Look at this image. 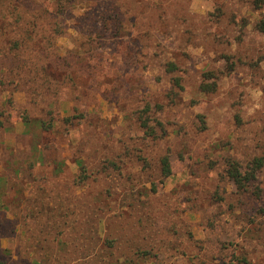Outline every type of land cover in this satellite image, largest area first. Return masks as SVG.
<instances>
[{
    "label": "rangeland",
    "instance_id": "obj_1",
    "mask_svg": "<svg viewBox=\"0 0 264 264\" xmlns=\"http://www.w3.org/2000/svg\"><path fill=\"white\" fill-rule=\"evenodd\" d=\"M255 1L15 0L31 24L0 18V264H264Z\"/></svg>",
    "mask_w": 264,
    "mask_h": 264
},
{
    "label": "trees",
    "instance_id": "obj_2",
    "mask_svg": "<svg viewBox=\"0 0 264 264\" xmlns=\"http://www.w3.org/2000/svg\"><path fill=\"white\" fill-rule=\"evenodd\" d=\"M255 2L258 6H261V7H262V4H264V0H256ZM0 4L3 6V8L0 10V18L2 20V26H5L11 30H14L13 28H15L16 30H19L21 28L28 29L31 23L27 21L23 13L17 11L18 7L16 6L15 0H11V2H8V0H0ZM8 10L10 11V13L7 12ZM256 27L260 32L264 33V12H263L262 18L258 20ZM26 32H27V36L25 35L23 37H17L10 44V48L13 49V54L16 56L19 54V52L22 51L25 40L32 37L31 33H28V31ZM175 68H176L175 64L171 63L169 70L173 71L175 70ZM205 75H208L211 78L212 72L208 71L205 73ZM175 83L181 86L179 78L175 79ZM216 86H217L216 81H211V82L204 81V83L202 84V89L204 91H214L216 89ZM35 122L38 126H42L45 129L52 128L51 124L47 126L43 125L44 123H42L41 120L40 121L36 120ZM141 124H142V127L144 128V131L148 132V135H151L154 133L146 117L142 118ZM27 125H29V123H27ZM263 164H264V158L262 157L255 158L254 164H253V170H254L253 173L255 172L256 169L261 168ZM162 172L165 177H168L172 174V167H171V163H170L168 156H165L162 159ZM231 175L234 178V181L236 183H238L240 186H244L245 183H243L242 174L239 169L236 168L232 170ZM246 178L250 179L249 177H246Z\"/></svg>",
    "mask_w": 264,
    "mask_h": 264
}]
</instances>
